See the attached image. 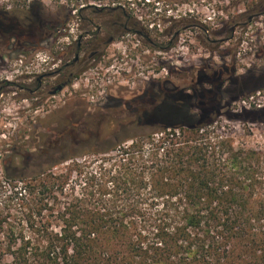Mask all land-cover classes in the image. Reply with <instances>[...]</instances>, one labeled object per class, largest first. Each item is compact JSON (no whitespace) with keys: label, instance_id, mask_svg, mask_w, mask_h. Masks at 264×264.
I'll list each match as a JSON object with an SVG mask.
<instances>
[{"label":"trees","instance_id":"obj_1","mask_svg":"<svg viewBox=\"0 0 264 264\" xmlns=\"http://www.w3.org/2000/svg\"><path fill=\"white\" fill-rule=\"evenodd\" d=\"M39 1L0 0V24ZM54 1L68 13L104 7ZM244 1L240 17L264 15V0ZM224 85L172 95L148 112L161 120L141 133L8 174L0 192L15 205H0V264H264V147H238L218 120L225 95L264 88V72L246 75L241 88ZM243 110L230 119L264 113Z\"/></svg>","mask_w":264,"mask_h":264},{"label":"rangeland","instance_id":"obj_2","mask_svg":"<svg viewBox=\"0 0 264 264\" xmlns=\"http://www.w3.org/2000/svg\"><path fill=\"white\" fill-rule=\"evenodd\" d=\"M119 1L126 5L147 35L120 32L108 48L112 62L75 68L74 72H79L77 77L55 95L19 92V98L14 99L15 89L8 88L9 93L0 110L1 182L6 183L8 174L31 175L46 169L61 159L68 148L105 147L109 142L121 141L150 129L161 119L144 111L159 104L156 109L162 108L163 102L170 100L172 95L193 94V86L199 90L197 74L200 70L206 72L210 80L205 91L214 88L211 84L220 85L221 81L227 89L230 80L241 88L246 75L264 72V15L240 17L247 6L244 0ZM38 3L42 15L61 21L60 27L65 25V13L58 3L54 0ZM96 4L112 2L104 0ZM85 15L91 16L90 13ZM179 20L185 27H176ZM71 24L76 26L73 21ZM175 27L180 32L178 38ZM231 27L236 28L232 32L233 39L220 41L230 34ZM206 29L217 42L206 40ZM215 30L217 34L212 33ZM36 41L25 55L32 57L33 52L46 58L50 56V64L36 68V72L54 69L52 64L57 61L63 39L47 42L37 38ZM175 72H179L178 77ZM194 72L196 75L192 78L190 75ZM4 74L9 75L8 72ZM56 78L53 76L49 80L52 82ZM232 90L236 96L225 95L221 104L224 105L223 115L218 120L226 124L227 132L228 129L233 131L231 136L238 147H264V113L259 116L248 113L241 119L229 117L244 112L241 101L251 95L256 96L257 102L264 103V88L252 92L247 88ZM111 96L122 100L121 104L108 105ZM172 105L179 104L172 102ZM188 105V110L198 112L195 101L189 98ZM262 108L264 106H253L246 110ZM254 116L259 119H246ZM92 157V153L86 155L87 159ZM2 203L9 207L15 205L12 198L0 192V205Z\"/></svg>","mask_w":264,"mask_h":264},{"label":"flooded vegetation","instance_id":"obj_3","mask_svg":"<svg viewBox=\"0 0 264 264\" xmlns=\"http://www.w3.org/2000/svg\"><path fill=\"white\" fill-rule=\"evenodd\" d=\"M103 6V8L94 11V13L87 11L79 12L78 10L68 13L64 10L65 25L60 27L58 23L61 21L58 20L56 22L49 19L48 15H42V11H40L41 7L39 8V3L36 2V4H30L28 9L21 11L20 15L12 17L10 25L0 24V110L4 97L9 93L8 88L15 89L13 92L14 99L19 98V92H26L28 94L42 92L45 95H55L68 85L67 82L69 80L72 81V79L77 77L79 72L75 73V68L79 69L90 64L112 62L108 48L120 32H134L142 36L143 34L147 35L144 32L145 30L142 29L143 27L140 26V22L133 19L132 13L125 5H123V8L116 7L115 5L109 6L108 4H104ZM86 13H90L91 16H86ZM71 21L76 23L75 27L71 24ZM179 22V24H176V27H183L185 25L182 21L179 20ZM176 27L174 29L177 31L178 28ZM77 30L80 32L77 33ZM206 31L208 33L206 40L217 42L214 38L212 39L210 30L206 29ZM228 31L230 34L224 36L220 41L228 42L233 39L234 35L232 32H235L236 28L231 27ZM179 34L180 32L177 31L175 36L178 38ZM37 38L47 42L52 39L53 41L63 39L62 44H60L57 61L52 64L55 67L54 69H45L41 73L40 70L39 72H35L34 65L37 64L36 54L32 52L31 55L33 56L29 58L25 55L31 51L29 48L34 47L37 43ZM19 51L21 52L19 53ZM49 59L50 56L47 55L46 63L43 65L50 64ZM32 65L33 67L30 68ZM43 65L41 66L43 67ZM4 72H8L9 75H5ZM205 73L203 70H200L197 74L199 79L197 87L199 90H203L202 87L210 84V80H208ZM175 74L178 77L179 72H175ZM195 75L196 73L194 72L190 76L194 78ZM53 76L57 78L51 82L49 78ZM59 85H64V87L55 94H52L51 92ZM218 85L216 86L218 87ZM191 90L194 95L197 93L196 87H191ZM109 99L108 105L116 104L119 106L122 101L114 96H111ZM158 106L160 107V104ZM156 107L148 111L146 110L144 113L158 110L159 108L156 109Z\"/></svg>","mask_w":264,"mask_h":264},{"label":"built area","instance_id":"obj_4","mask_svg":"<svg viewBox=\"0 0 264 264\" xmlns=\"http://www.w3.org/2000/svg\"><path fill=\"white\" fill-rule=\"evenodd\" d=\"M35 58H36V63L37 64H35L34 65V69H36V68H39V67H41V65H43V64H45L46 63V57H42L40 54H37L36 56H35ZM31 67H33V65L32 66H30V68ZM32 70V69H31ZM33 71V70H32ZM35 72H36V70H35ZM256 96L255 95H251L248 99H243L242 101H241V104H242V106H244V109H246V108H251V107H257V108H261V107H263L264 106V103H261L260 102V100L257 102V100H256V98H255ZM253 104V105H252ZM246 107V108H245Z\"/></svg>","mask_w":264,"mask_h":264},{"label":"water","instance_id":"obj_5","mask_svg":"<svg viewBox=\"0 0 264 264\" xmlns=\"http://www.w3.org/2000/svg\"><path fill=\"white\" fill-rule=\"evenodd\" d=\"M64 87V85H59L55 90H53L51 93L55 94L58 90H61Z\"/></svg>","mask_w":264,"mask_h":264}]
</instances>
